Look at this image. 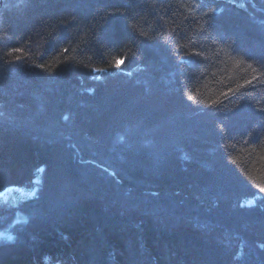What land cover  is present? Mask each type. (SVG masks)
<instances>
[{"label": "trees", "instance_id": "trees-1", "mask_svg": "<svg viewBox=\"0 0 264 264\" xmlns=\"http://www.w3.org/2000/svg\"><path fill=\"white\" fill-rule=\"evenodd\" d=\"M37 177L0 264H264V0H3L0 192Z\"/></svg>", "mask_w": 264, "mask_h": 264}, {"label": "rangeland", "instance_id": "rangeland-1", "mask_svg": "<svg viewBox=\"0 0 264 264\" xmlns=\"http://www.w3.org/2000/svg\"><path fill=\"white\" fill-rule=\"evenodd\" d=\"M41 172V171H40ZM40 186V178L37 177L34 180V183L29 188L24 187H8L0 192V203L9 202V203H17L19 200L33 197L37 194V191ZM248 204H253L254 200H250L247 202ZM22 217V216H21ZM12 234L11 232L4 231L0 233V238L3 237L5 239L11 238Z\"/></svg>", "mask_w": 264, "mask_h": 264}, {"label": "snow or ice", "instance_id": "snow-or-ice-1", "mask_svg": "<svg viewBox=\"0 0 264 264\" xmlns=\"http://www.w3.org/2000/svg\"><path fill=\"white\" fill-rule=\"evenodd\" d=\"M17 59H19V57H17ZM123 63V60L122 59H117L116 60V66L119 67L121 66V64ZM41 67H43V65H41ZM245 83H249V81H245ZM212 103H216V101H212Z\"/></svg>", "mask_w": 264, "mask_h": 264}, {"label": "water", "instance_id": "water-1", "mask_svg": "<svg viewBox=\"0 0 264 264\" xmlns=\"http://www.w3.org/2000/svg\"><path fill=\"white\" fill-rule=\"evenodd\" d=\"M2 3H3V0H0V6L2 5Z\"/></svg>", "mask_w": 264, "mask_h": 264}]
</instances>
